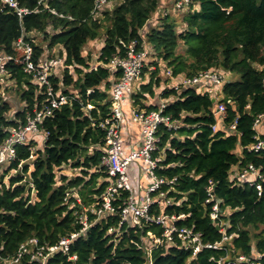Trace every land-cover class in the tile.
Instances as JSON below:
<instances>
[{
	"label": "trees",
	"instance_id": "obj_1",
	"mask_svg": "<svg viewBox=\"0 0 264 264\" xmlns=\"http://www.w3.org/2000/svg\"><path fill=\"white\" fill-rule=\"evenodd\" d=\"M17 1L29 12L20 16L0 0V54L13 56L6 61L9 77L0 92L18 89L24 107L10 118V104L0 93V144L47 99V87L24 70L25 52L16 46L20 38L32 46L35 63L58 47L66 68L52 75L51 81L58 95H68L70 100L43 119L41 128L47 132L43 147L34 149L37 138L30 134L27 143L16 146L14 160L0 163V261L16 256L33 237L49 246L77 233L67 252L56 251L44 264H219L227 254L226 249L203 247L193 256L176 234L171 243L165 238L155 245L150 236L163 237L162 225L144 218L140 225L131 219L121 223L127 190L112 198L115 212L100 215L80 232V215L87 214L90 221L97 218L85 208L97 203L110 185L103 165L107 127L101 122L112 112L111 90L122 70H110L107 64L113 55H124L136 39L150 49L143 70L149 79L133 95L135 107L158 108L143 101L155 96L167 68L175 77L218 67L240 76L218 90L226 106L224 117L215 115L218 104L200 85L170 86L163 92L164 98L174 97L164 114L178 121V128L165 123L159 127L154 156L162 159L156 174L174 181L160 186L171 203L156 202L150 214L176 215L171 223L200 232L203 243L232 235L226 245L233 246V258L245 254L264 264V227L260 229L264 226V188L260 194L255 185L238 177L250 163L264 172V148L249 150L257 141L254 122L264 114V0H195L183 20L172 11H160L163 0H110L97 16L92 12L96 0H45L48 6L40 0ZM101 29H106L104 44L98 63L91 64L83 49L100 37ZM37 32L42 34V43L32 35ZM182 43L185 52L178 51ZM235 119L237 129L231 130ZM260 138L264 140V135ZM66 167L79 171L69 176L63 173ZM12 170L17 173L7 184L5 178ZM210 186L216 200L206 202ZM216 202L220 210L214 219L211 213ZM110 228L119 232L110 233ZM16 264L41 261L25 254Z\"/></svg>",
	"mask_w": 264,
	"mask_h": 264
},
{
	"label": "built area",
	"instance_id": "obj_2",
	"mask_svg": "<svg viewBox=\"0 0 264 264\" xmlns=\"http://www.w3.org/2000/svg\"><path fill=\"white\" fill-rule=\"evenodd\" d=\"M4 1L8 3L10 7L14 8L20 16L23 13L29 12L28 9L20 8L17 0ZM109 1L110 0H96L92 11L93 15H99ZM194 1L195 0H175L174 6L176 10L187 11ZM39 3H44L45 6H48L45 0H40ZM16 46L22 48L25 52V56L21 59V62L24 63V70L33 75L39 83L47 87V99L43 102L39 110H35L34 113H28L26 123L14 127L10 135L0 144V163L7 160H14L17 156L16 146L27 143L30 134L43 132L46 137L47 132L41 128L43 119L47 116H52L55 109L67 104L70 100L68 95H58L51 81L55 68L61 63H64V58L57 53V47L51 50V56L49 54L44 56V54L41 59L35 63L32 60L33 48L29 43L20 38L16 42ZM145 46V44H140L136 39L132 40L128 44L124 55H113L110 62L107 64L110 70H122V75L115 82L111 90L112 112L109 117L101 122L102 127H107V144L103 156V165L107 169L110 185L106 194L97 203L85 208V211L96 213L97 218L90 221L87 214L80 215L79 219L83 224V228L80 232L83 233L86 231L100 218V215L108 211L115 212L116 209L111 203L112 198L120 195L121 191L127 190L129 191V196L121 209V223L131 219L134 223L140 225L141 220L144 218L146 221L162 225L165 228L163 233L164 238L150 236L155 245L162 244L165 238L167 242L171 243L174 234H176L184 243L185 248L192 250L193 256H196L203 247L226 249L227 254L220 259L219 264H260L258 258L253 260L245 254H239L235 258L232 257L231 254L234 248L232 245L229 247L226 245L230 243L232 235H224L221 241L215 243H203L202 234L200 232H196L188 227L178 228L171 223L176 219V215L150 214V209L156 202L158 204H162L164 201L168 204L171 203V199L167 198V193L165 191H160V186L164 183H172L174 179L167 180L156 174V168L162 158L161 156H154V152L157 151L160 141V136L158 134L160 125L165 123L170 128H178V121H174L169 115L164 114V110L169 104L168 99H161V104L158 108L150 111L140 107L133 108L132 118L140 125L143 134V142L140 149L129 154L124 152L121 133V121L123 120L122 108L123 103L127 99V94H135L140 91V85L132 87V83L142 79L144 67L147 65L149 52ZM10 59H13V56L0 54V85H4L8 82L9 73L6 68V61ZM262 70L264 73V66ZM166 72L169 79L175 78L171 68H167ZM180 76H183V81L181 80L178 83H174L171 87L179 89L184 85H200L203 91L207 92L212 97H216L218 107L215 110V115L225 116L226 106L222 101L223 96L221 92L218 93L219 88L224 83L229 82L223 73L218 70H205L193 76ZM262 125H264V114H260L254 122V129L257 132L255 136L257 141L249 147V150L259 151L264 148V140L260 138V127ZM213 129L214 131L217 130V124L213 126ZM229 129H237L236 119L229 125ZM139 160L145 162L146 173L151 179L150 185L144 189V196H141L143 186L139 180H136L140 174L137 165ZM20 168H22V165ZM238 177L240 180L249 181L251 185L256 186L260 194L262 193L264 188V172L261 167L250 163L238 172ZM212 190L213 187L210 186L208 189L210 197L206 202L216 200ZM154 192H158L157 197L153 196ZM67 194L68 196L70 195L69 193ZM219 210V204L216 202L213 205V211L211 213L214 219L218 217ZM109 232L118 233L119 231L115 228H110ZM78 234L79 233L71 234L70 237H63L57 244L49 246L41 245L39 240L33 237L21 245L16 256L6 259L4 262H0V264H16L21 261L25 254H29L31 260L41 261V264H44L56 251L62 249L64 252H67L72 239ZM151 251L152 248H148V253H151ZM71 258H76V255Z\"/></svg>",
	"mask_w": 264,
	"mask_h": 264
},
{
	"label": "rangeland",
	"instance_id": "obj_3",
	"mask_svg": "<svg viewBox=\"0 0 264 264\" xmlns=\"http://www.w3.org/2000/svg\"><path fill=\"white\" fill-rule=\"evenodd\" d=\"M175 1V0H174ZM114 2V1H113ZM114 3H116V2H114ZM169 3H171L170 2V0H163L162 2H161V5H160V11H164V14H167L168 12H170L171 10H170V8H168V9H165L166 7V5H168ZM113 5V4H112ZM174 6V5H173ZM113 6H111V8H112ZM175 7V6H174ZM174 9V8H173ZM179 11V17H182V15L184 14V10H178ZM182 12V13H181ZM163 13V12H162ZM161 14V13H160ZM163 14V15H164ZM158 16H156V14H154L153 15V18H157ZM154 23H156V22H154ZM105 28L107 27V24H105V26H104ZM105 32H106V29H101V32H100V37L98 38V39H96V40H91V41H88L87 43H86V45H85V47H84V49H83V54L84 55H86V56H88L89 57V59H90V62H91V64H96V63H98V57H99V55H100V52H101V48L103 47V44H104V36H105ZM35 38H36V41L38 42V43H42V34L41 33H39V32H37V33H34V34H32ZM146 47V49L148 50V49H150V48H148V47H150V45L149 46H145ZM185 46H184V44L182 43L180 46H179V49H178V51L179 52H185ZM47 52V51H46ZM49 53V55L51 56V52H48ZM57 53H58V50H57ZM162 65L164 66V63H162ZM64 67L66 68V66H64V63L62 64V66H58V67H56V69L53 71V75L59 70V69H64ZM164 70V69H163ZM217 70L218 71H220L221 73H223V75L225 76V78L228 80V81H232V80H237L240 76H239V74H237V73H234V72H227L225 69H223V68H220V67H218L217 68ZM75 78H76V76H75ZM162 78V81H161V85H160V87H158L157 89H156V94H155V96H148L147 98H146V101H149V102H151V101H155V99H157V98H159V99H168V101H170L171 99H173L174 97H169V98H164L163 97V92L166 90V88H168V87H170L172 84H174V83H178V82H180L181 80L183 81V76H180V77H175L174 79L172 78V79H169L168 78V75H167V72L161 77ZM149 79V73H146L145 71H144V74L142 75V79H140V81H136V82H133L132 83V87H137V84L139 83V82H146L147 80ZM0 93H2V95H3V99L4 100H6V101H8V103L10 104V113L8 114L9 115V117L11 118V117H14L15 116V113H16V111H18V110H20V109H22L23 107H24V102L21 100V98H20V92L18 91V89H16V88H9V89H4V90H1V92ZM220 93V92H219ZM221 95H222V93H221ZM215 103H217L218 104V102H215ZM161 104V103H160ZM41 134L43 135V136H45L44 134H43V132H41ZM40 134V135H41ZM45 141V139H43V137L42 136H40V138L36 141V143H37V145L35 146V148L34 149H38V148H40V147H43V142ZM34 158H35V156H33L32 158H31V160H30V171H32L33 170V165H32V162L31 161H33L34 160ZM139 161H141V160H139ZM22 169V168H21ZM78 169H71V168H69V167H66V168H64V170H63V173H65V174H67V175H69V176H72V175H75V174H77L78 173ZM17 173V171H15V170H12L11 171V173L9 174V176H7L6 178H5V182L8 184L9 183V178L11 177V175H15ZM33 192H34V190H33ZM223 225V224H222ZM264 226H260V229H262ZM149 239H151V238H149ZM148 239V240H149ZM4 260H6V259H4ZM4 260H2V261H0V262H4ZM12 264H15V263H12Z\"/></svg>",
	"mask_w": 264,
	"mask_h": 264
},
{
	"label": "crops",
	"instance_id": "obj_4",
	"mask_svg": "<svg viewBox=\"0 0 264 264\" xmlns=\"http://www.w3.org/2000/svg\"><path fill=\"white\" fill-rule=\"evenodd\" d=\"M170 2L171 3L165 6L166 7L165 9H168L171 7L170 8V10L172 11L171 13H173L178 18V20H183L182 18H184V15H186V12L184 11V14L182 15V17H179V14H180L179 11L178 10L175 11L173 9L174 0H170ZM56 50H58V47L56 48ZM44 56H47L46 52ZM138 85H141V82H139L137 86ZM133 95L134 93L127 94V99L123 103V108H122L123 110V120L121 121L122 145H123L124 152L126 154H129L133 151L140 149L142 142H143V134H142L140 125L139 123H136L132 118V109L135 108ZM143 102L147 106L154 105L155 107H157L160 105L161 99L157 98L155 99V101H151V102L144 100ZM40 134L41 133L34 134V137H36L37 140L40 138V136H42L43 139H45V136H43L42 134L40 135ZM260 134L264 135V125L260 127ZM137 165L139 167L140 174L136 180H139L141 185L143 186V189L141 190V196H144V189L147 188L148 185H150L151 179L149 175L146 173L145 162L143 160L138 161Z\"/></svg>",
	"mask_w": 264,
	"mask_h": 264
},
{
	"label": "water",
	"instance_id": "obj_5",
	"mask_svg": "<svg viewBox=\"0 0 264 264\" xmlns=\"http://www.w3.org/2000/svg\"><path fill=\"white\" fill-rule=\"evenodd\" d=\"M212 101L215 103L216 102V97H212Z\"/></svg>",
	"mask_w": 264,
	"mask_h": 264
}]
</instances>
